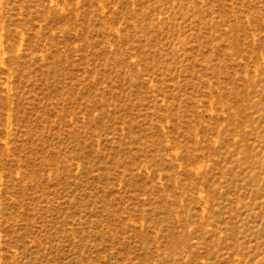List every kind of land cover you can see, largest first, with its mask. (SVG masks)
Listing matches in <instances>:
<instances>
[{"label":"rangeland","instance_id":"374dc122","mask_svg":"<svg viewBox=\"0 0 264 264\" xmlns=\"http://www.w3.org/2000/svg\"><path fill=\"white\" fill-rule=\"evenodd\" d=\"M0 264H264V0H0Z\"/></svg>","mask_w":264,"mask_h":264}]
</instances>
